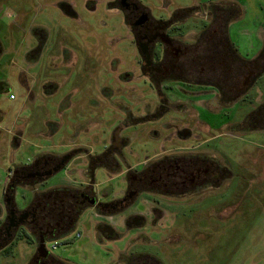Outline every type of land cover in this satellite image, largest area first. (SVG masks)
<instances>
[{
  "label": "rangeland",
  "instance_id": "1",
  "mask_svg": "<svg viewBox=\"0 0 264 264\" xmlns=\"http://www.w3.org/2000/svg\"><path fill=\"white\" fill-rule=\"evenodd\" d=\"M110 1L0 0L1 10L5 7L0 15V41L5 50L0 56V86L8 88L0 91V201L12 161L26 164L36 156L65 153L74 143L96 151L120 118V108L133 109L137 99L139 105L153 100L152 90L140 76L128 82L115 77L126 69L134 71V76L139 73L135 48L120 13L107 8ZM139 1L154 17L188 3ZM216 1L241 8V15L229 25V40L242 57H255L264 37V0ZM61 2L71 5L74 15L66 14L59 7ZM32 28L43 31L46 38L38 60L30 65L25 54L36 42ZM112 62H117V70L108 66ZM20 75L28 83L30 97L25 96ZM43 81H51L55 90L43 94L39 89ZM173 83L168 93L178 99L174 101L189 105L192 113L173 109L156 122L125 130L136 132L123 149L127 162L136 166L162 148L202 145L208 156L219 161L228 179L191 201L184 199L168 207L156 222L149 197L141 196L109 218L119 233L114 239L98 236L95 226L103 218L87 208L70 232L46 241L52 255L73 264H122L120 253L133 251L148 253L160 264H264V128H236L264 103V72L238 99L212 109L208 107L211 92L203 93L207 87ZM9 93L15 98L9 99ZM176 123L190 124L198 138L167 139ZM16 128H20L21 145L10 152L8 131ZM152 128L158 130L157 137L148 133ZM87 155L55 172L46 187L75 188L84 180ZM93 176L95 190L104 194V200L123 188L121 173L109 174L98 167ZM132 212L140 213L145 223L128 229L124 224ZM28 251L30 247L19 242L9 263L23 262Z\"/></svg>",
  "mask_w": 264,
  "mask_h": 264
},
{
  "label": "flooded vegetation",
  "instance_id": "2",
  "mask_svg": "<svg viewBox=\"0 0 264 264\" xmlns=\"http://www.w3.org/2000/svg\"><path fill=\"white\" fill-rule=\"evenodd\" d=\"M59 7L66 14L74 15L71 5L61 2ZM107 8L116 9L121 15L136 51V70L139 73L136 77L134 71L126 69L116 73L115 77L128 82L140 76L152 90L153 100L139 105L140 100L137 99L133 109L120 108V118L114 121L96 151L89 149V152L88 148L74 143L73 149L65 153L36 156L26 164L12 161L2 183L0 264L13 263L9 261L14 258L19 242L30 247L27 257L19 264H73L52 255L46 248V241L70 232L87 208L94 209L97 216L103 218L95 226L98 236L114 239L119 237V233L109 218L127 209L141 196L149 197L150 214L156 222L166 214L168 207L178 206L184 199L185 202L191 201V198L215 189L228 179L219 161L208 156L202 145L162 148L142 163L130 165L123 149L129 147L136 132L124 131L128 128L134 130L133 127L143 122H156L173 109L192 113L189 105L184 106L180 100L174 101L178 99L168 93L171 82L207 87L203 93L212 94L208 104L210 109L230 104L245 93L251 82L264 72V43L253 60L245 59L239 53L246 62L235 57L228 29L231 21L242 11L237 14L232 2L216 0H188L185 5L156 17L139 0H111ZM4 11L5 7L0 8V15ZM32 32L36 42L25 54L30 65L38 60L46 38L43 31L32 28ZM142 50L148 54V60ZM4 52L0 41V56ZM116 65L117 62L108 64L112 71L117 70ZM19 82L26 88L25 96L30 97L31 91H27L28 83L22 75ZM7 89L2 86L0 91ZM39 89L46 95L52 93L55 87L51 81H43ZM244 124L242 121L236 128H243ZM179 125L167 139L182 141L198 138L190 124ZM148 133L153 137L159 135L155 128ZM8 134L10 140L7 146L12 152L21 145L20 128L9 130ZM77 151L79 154H74ZM84 153L88 155L82 182H77L75 188L67 185L46 187L48 178L55 171L64 169L71 160L78 161ZM98 167L109 174L121 173L123 178V188L107 200L102 198L104 194L100 195L95 190L93 172ZM144 223L145 218L140 213L132 212L124 225L129 229ZM41 244L44 248H40ZM120 255L122 264H160L155 257L144 252H122Z\"/></svg>",
  "mask_w": 264,
  "mask_h": 264
},
{
  "label": "trees",
  "instance_id": "3",
  "mask_svg": "<svg viewBox=\"0 0 264 264\" xmlns=\"http://www.w3.org/2000/svg\"><path fill=\"white\" fill-rule=\"evenodd\" d=\"M234 5H236L235 6L236 10L241 12V8L237 7L238 5L235 3H234ZM233 49H234L233 52H234L235 57L238 58L242 62H246V60H243L239 56L236 49L235 48H233ZM263 113H264V103H262L260 108H258L255 112H253L252 114L245 117V119L243 121L245 123L243 129L247 128L248 130H251V129H255L256 127L264 128V118H262ZM253 118H255L257 120L254 121ZM249 120H252V121L250 122ZM247 121H249L250 123Z\"/></svg>",
  "mask_w": 264,
  "mask_h": 264
},
{
  "label": "crops",
  "instance_id": "4",
  "mask_svg": "<svg viewBox=\"0 0 264 264\" xmlns=\"http://www.w3.org/2000/svg\"><path fill=\"white\" fill-rule=\"evenodd\" d=\"M264 36V35H263ZM263 43H264V37H263V39H262V46H263ZM262 46H261V48H262ZM261 50V49H260ZM259 50V51H260ZM259 53V52H258ZM258 53L256 54V56L255 57H253V58H250L249 60H253V59H255L256 57H257V55H258ZM245 58V57H244ZM245 59H248V58H245ZM1 84V83H0ZM2 86H4V85H1L0 86V89L2 88ZM5 89V88H4ZM10 94V93H9ZM10 99V98H9ZM0 115H1V113H0ZM2 116H4V114L2 115ZM0 118H2L1 116H0Z\"/></svg>",
  "mask_w": 264,
  "mask_h": 264
},
{
  "label": "water",
  "instance_id": "5",
  "mask_svg": "<svg viewBox=\"0 0 264 264\" xmlns=\"http://www.w3.org/2000/svg\"><path fill=\"white\" fill-rule=\"evenodd\" d=\"M142 54L146 55V59L148 60L149 59V56L148 54L145 52V50H142ZM56 172V171H55ZM40 248H44V246L41 244L40 245Z\"/></svg>",
  "mask_w": 264,
  "mask_h": 264
},
{
  "label": "built area",
  "instance_id": "6",
  "mask_svg": "<svg viewBox=\"0 0 264 264\" xmlns=\"http://www.w3.org/2000/svg\"><path fill=\"white\" fill-rule=\"evenodd\" d=\"M9 98H10V99H14V98H15V97H14V94L10 93V94H9Z\"/></svg>",
  "mask_w": 264,
  "mask_h": 264
}]
</instances>
